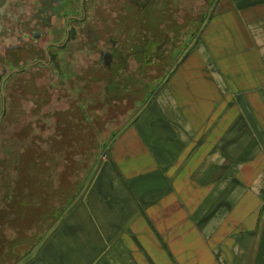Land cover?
I'll return each mask as SVG.
<instances>
[{"label": "crops", "instance_id": "crops-1", "mask_svg": "<svg viewBox=\"0 0 264 264\" xmlns=\"http://www.w3.org/2000/svg\"><path fill=\"white\" fill-rule=\"evenodd\" d=\"M247 5L245 60L254 54L256 67L225 76L212 56L206 63L205 49L203 62H184L119 132V174H101L98 195L86 191L84 210L73 215L82 221L58 227L96 235L81 244L102 252L83 264H264V0ZM225 145H243L245 160Z\"/></svg>", "mask_w": 264, "mask_h": 264}, {"label": "rangeland", "instance_id": "rangeland-1", "mask_svg": "<svg viewBox=\"0 0 264 264\" xmlns=\"http://www.w3.org/2000/svg\"><path fill=\"white\" fill-rule=\"evenodd\" d=\"M152 1L158 12L153 32L150 29L154 27L149 29L146 22V27H140L139 39H125V46L136 44L140 48L141 71L136 76L140 81L131 80L127 86L125 80L124 90L106 95L103 102L93 86L96 96L93 103L89 106L86 102L71 103L75 111L67 112L68 116L61 111L63 108L55 115H48L46 111L50 108L43 107L40 112L44 114L38 118H17L16 122L12 119L10 132L2 131L5 123L0 126V264H64L63 258L72 255L78 257L77 264H83L102 252V246L81 244L95 242L96 235L94 239H85L72 235L68 226L57 229L60 224L71 225L70 220L82 221L83 217L74 219L73 215L77 209L79 213L84 210L81 202L86 191L89 197L98 195L96 185L101 174L103 177L119 174L115 168L119 132L148 108L149 97H142L145 84L157 88L158 83L163 84L184 62H203L201 55L205 53L200 51L203 49L210 54L206 63L212 64V56L226 69L225 73L222 69L225 76L243 74L244 67H256L254 54L248 55L246 62L244 51L248 45L245 20L252 17L251 11L246 14L249 0ZM167 1L171 2V14L165 16ZM143 2L147 0H139L141 9L147 12ZM134 62L128 59L126 74L134 72L137 67ZM198 69L202 67L192 72ZM27 120L33 123L26 125ZM225 141L228 142L227 138ZM225 146H231L240 161L245 160L243 145ZM161 222L164 221L161 219ZM121 240L128 242L131 238ZM116 242L112 240L114 244L109 250L116 251ZM129 249L128 252H133L131 257L143 259L138 254L140 251ZM104 258L93 264H106ZM107 264L117 263L113 260Z\"/></svg>", "mask_w": 264, "mask_h": 264}, {"label": "flooded vegetation", "instance_id": "flooded-vegetation-1", "mask_svg": "<svg viewBox=\"0 0 264 264\" xmlns=\"http://www.w3.org/2000/svg\"><path fill=\"white\" fill-rule=\"evenodd\" d=\"M152 2L142 3L143 12L139 0H0L2 131L10 132L12 119L40 117L43 107L50 108L48 115L63 108L68 116L75 111L71 103L89 106L93 86L96 95L106 98L122 92L125 80L127 86L140 81V48L125 46V39H139L146 22L153 32L157 10ZM167 3L165 16L171 14ZM129 58L137 67L126 74ZM160 85L145 84L142 97L150 99Z\"/></svg>", "mask_w": 264, "mask_h": 264}, {"label": "trees", "instance_id": "trees-1", "mask_svg": "<svg viewBox=\"0 0 264 264\" xmlns=\"http://www.w3.org/2000/svg\"><path fill=\"white\" fill-rule=\"evenodd\" d=\"M214 15H215V13H214ZM214 15H213V17H214ZM211 16H212V15H211ZM210 18H211V17H210ZM197 43H198V42H197ZM198 44H199V43H198ZM198 44H197V45H198ZM206 51H207V50H206Z\"/></svg>", "mask_w": 264, "mask_h": 264}]
</instances>
